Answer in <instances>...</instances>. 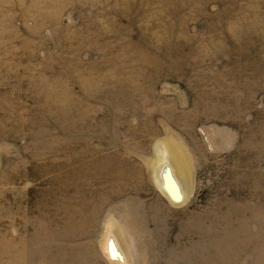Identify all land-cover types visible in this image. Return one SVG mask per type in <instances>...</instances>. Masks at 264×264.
I'll return each instance as SVG.
<instances>
[{"label": "rangeland", "instance_id": "374dc122", "mask_svg": "<svg viewBox=\"0 0 264 264\" xmlns=\"http://www.w3.org/2000/svg\"><path fill=\"white\" fill-rule=\"evenodd\" d=\"M0 264H264V0H0Z\"/></svg>", "mask_w": 264, "mask_h": 264}, {"label": "bare ground", "instance_id": "6f19581e", "mask_svg": "<svg viewBox=\"0 0 264 264\" xmlns=\"http://www.w3.org/2000/svg\"><path fill=\"white\" fill-rule=\"evenodd\" d=\"M183 161L184 160H182V157L179 155V154H176L175 152H173L172 153V155L171 156H169V163H171V165H173L174 166V168H176L177 167V169H179V172L180 173H185L184 172V170H183V168H184V164H183ZM176 169V170H177ZM182 171V172H181ZM176 172V171H175ZM178 172V173H179ZM182 177V176H181ZM183 185H185V184H183Z\"/></svg>", "mask_w": 264, "mask_h": 264}]
</instances>
